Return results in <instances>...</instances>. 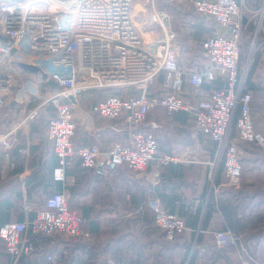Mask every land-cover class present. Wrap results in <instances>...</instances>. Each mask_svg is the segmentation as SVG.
<instances>
[{
	"label": "built area",
	"instance_id": "1",
	"mask_svg": "<svg viewBox=\"0 0 264 264\" xmlns=\"http://www.w3.org/2000/svg\"><path fill=\"white\" fill-rule=\"evenodd\" d=\"M191 4L196 14L216 23L214 33L201 42L211 65L201 72L180 67L177 34L159 0H0L4 37L0 39V150L6 152L19 136L27 135L47 111L46 136L56 157L52 170L56 180H64L75 157L82 167L97 173L122 165L140 174L150 164L155 178L171 162H205L194 154L198 148L160 151L154 134L145 128L148 113L160 107L168 117L177 111L188 115L195 128L214 143V160L208 162L212 169L222 161L224 185L239 188L238 142L264 151V134L252 122L251 94L244 91L257 37L264 33V3L258 9L245 0H192ZM245 14L256 18V26L241 60L250 23ZM160 74L164 75L163 89L152 90ZM217 75L223 77L224 85L207 88L205 81ZM88 97H99L88 113L111 121L109 128L124 133L122 141L105 147L74 143V105ZM122 113L121 125L113 123ZM91 123L95 132L103 129ZM148 205L165 239L188 230L184 219L164 210L158 197H149ZM83 220L69 207L63 192L53 191L32 218L1 223L0 239L16 262L35 251L30 235L40 236L55 246L46 261L62 264L69 244L88 236L81 229ZM213 235L217 247L236 243L228 230ZM242 264H264V248L258 259L246 257Z\"/></svg>",
	"mask_w": 264,
	"mask_h": 264
},
{
	"label": "crops",
	"instance_id": "2",
	"mask_svg": "<svg viewBox=\"0 0 264 264\" xmlns=\"http://www.w3.org/2000/svg\"><path fill=\"white\" fill-rule=\"evenodd\" d=\"M186 1L192 0H183V6H187ZM254 1L245 0V3L253 9L264 3L260 0L258 7H253ZM161 5L171 12V4L169 7L168 4ZM191 9L195 20L188 19L189 13L176 17L171 12L177 23L183 20L181 31L184 34L177 33L172 18L171 22L177 34L180 67L201 72L211 66L210 61L202 50L185 46L198 41L190 34L193 25H205L201 41L214 33L216 23L196 14L192 4ZM248 18L250 15L245 14V19ZM249 22L251 33L244 37L241 60L245 57L256 18L251 17ZM181 35L185 46L181 44ZM255 52L244 91L251 94L254 129L264 134L263 32L257 37ZM163 78V74L158 75L150 88L161 91ZM223 85L220 75L205 81L209 89ZM97 99L99 97L82 98L78 105H74L76 145L97 143L105 147L124 139V133L108 127L111 121L106 122L98 115L88 113L90 104ZM43 113L42 119L31 125L27 135L19 136L6 152L0 150V223L32 218L35 209L41 207L53 191H61L69 206L84 218L81 229L90 234L87 243L69 244L62 264H111L113 258L121 264H180L186 251L187 258L182 264H189L192 251L195 252L193 264H242L243 258H259L264 248V151L238 142L241 185L239 188L228 187L224 185L223 162L214 169L208 163L214 160V143L195 128L187 114L177 111L168 117L162 108L157 107L148 114L145 128L154 134L160 151L177 153L198 148L194 154L205 162H171L164 165L155 178L150 164L140 174L122 165L107 173H97L73 163V159L67 166L64 180L60 181L52 175L56 157L46 136L49 112ZM91 122L103 129L95 132ZM215 187L217 191H214ZM152 196L159 198L164 210L184 219L188 227L183 238L188 242L187 248L181 240L164 242L148 205V198ZM219 230L230 231L236 237V243L218 252L212 232ZM199 234L201 239L197 242ZM30 239L35 244V251L16 262L0 239V264H49L45 257L54 250L53 243L40 236L30 235Z\"/></svg>",
	"mask_w": 264,
	"mask_h": 264
},
{
	"label": "trees",
	"instance_id": "3",
	"mask_svg": "<svg viewBox=\"0 0 264 264\" xmlns=\"http://www.w3.org/2000/svg\"><path fill=\"white\" fill-rule=\"evenodd\" d=\"M256 1V2H255ZM254 2H255V4H253V7H258V5H259V3H260V0H255ZM249 4H250V2H249ZM167 8V7H166ZM168 9V8H167ZM195 14V13H194ZM180 23H177V24H174V26H175V30L177 31V33H182V31H181V29H182V26L184 25V22H183V20H180L179 21ZM263 25H264V22H263ZM205 28V25L203 24V23H196L195 25H193L192 27H191V31H190V34L192 35V37H194V38H196V39H198V41H196L194 44H188L187 46H185L184 45V37H182V35H181V37H180V39H181V44H183V46H185V48H190V49H197V50H202L201 49V42L204 40V39H202L201 41H200V39H201V37H202V31H203V29ZM180 30V31H179ZM250 33H251V30L250 29H248L247 30V34L248 35H250ZM250 41V40H249ZM249 41H247V42H249ZM249 45V44H248ZM256 53V52H255ZM255 56V55H254ZM180 112H183V111H180ZM183 113H185V112H183ZM44 114V113H43ZM149 114V113H148ZM186 114V113H185ZM124 113H122L121 114V116H120V118L119 119H117V120H114L113 121V123H115V124H118V125H121V123H122V121H123V118H124ZM147 117H148V115H147ZM146 117V118H147ZM74 141V140H73ZM75 143V142H74ZM73 163H78V164H80L79 163V160H78V158L77 157H75L74 158V160H73ZM68 168V167H67ZM66 168V169H67ZM66 171V170H65ZM159 199V198H158ZM160 201V200H159ZM69 205V204H68ZM162 206V205H161ZM70 207V206H69ZM71 208V207H70ZM72 209V208H71ZM207 214H208V211H207ZM206 214V215H207ZM153 218H154V216H153ZM1 224V223H0ZM160 230V229H159ZM161 231V230H160ZM88 233V236H87V238H84L82 241H79V242H76L74 245H77V244H79V243H82V244H84V243H87L89 240H90V234H89V232H87ZM185 233V232H184ZM184 233H182V234H179V235H176L173 239H170V240H167V239H165L164 238V234H163V232L161 231V235H162V237H163V239L165 240L164 242H166V241H168V242H179L180 240L183 242V244H185V246H186V248H187V245H188V242L187 241H185L183 238L184 237H186V235L184 234ZM213 233L214 232H212V237H213V242H214V247L216 248L215 250L216 251H220L222 248H217V246H216V244H215V239H214V235H213ZM184 234V235H183ZM183 239V240H182ZM201 238H200V234L197 236V238H196V240H197V242L200 240ZM180 241V242H181ZM224 249V248H223ZM187 252V251H186ZM186 252H185V254L183 255V259H182V262L187 258V254H186ZM194 257H195V252L194 251H192V253H191V256H190V259H189V264H193V260H194ZM113 260V262H115V263H117V264H121L120 262H118L115 258H113L112 259ZM182 262H180V264H182Z\"/></svg>",
	"mask_w": 264,
	"mask_h": 264
},
{
	"label": "rangeland",
	"instance_id": "4",
	"mask_svg": "<svg viewBox=\"0 0 264 264\" xmlns=\"http://www.w3.org/2000/svg\"><path fill=\"white\" fill-rule=\"evenodd\" d=\"M159 3L160 4H168L167 6L169 7V5L171 4L172 5V7H171V12H172V14L174 15V16H176V17H180L181 16V14H183V13H189L190 14V16H187L188 17V19H191V20H195L196 19V17L193 15V12H191L192 11V9H191V2H184V3H186V5L187 6H183V0H159ZM181 3V4H180ZM179 5H182V6H179ZM166 8V7H165ZM167 9V8H166ZM168 11H169V14L171 15V18H172V20H173V23L174 24H177L176 23V20L177 19H174L173 18V16H172V14H171V12H170V9H168ZM180 31V30H179ZM183 33V32H182ZM184 34V33H183ZM22 65H24V64H20V66L22 67V68H24V66H22ZM25 69V68H24ZM49 84L51 85V87H55V83L54 82H52V81H49ZM44 115V114H43ZM42 115V116H43ZM41 116V117H42ZM42 119V118H41ZM178 153H180V152H178Z\"/></svg>",
	"mask_w": 264,
	"mask_h": 264
},
{
	"label": "water",
	"instance_id": "5",
	"mask_svg": "<svg viewBox=\"0 0 264 264\" xmlns=\"http://www.w3.org/2000/svg\"><path fill=\"white\" fill-rule=\"evenodd\" d=\"M0 39H4V37L1 34H0ZM22 66H24L25 69H29V70L33 69L32 67L27 66V65H22ZM43 77H45V76L43 75Z\"/></svg>",
	"mask_w": 264,
	"mask_h": 264
}]
</instances>
